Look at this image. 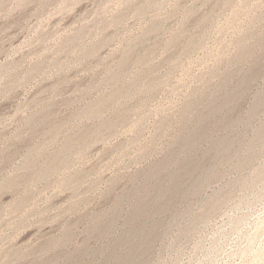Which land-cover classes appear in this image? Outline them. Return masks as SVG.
Returning a JSON list of instances; mask_svg holds the SVG:
<instances>
[{"label":"rangeland","instance_id":"rangeland-1","mask_svg":"<svg viewBox=\"0 0 264 264\" xmlns=\"http://www.w3.org/2000/svg\"><path fill=\"white\" fill-rule=\"evenodd\" d=\"M0 264H264V0H0Z\"/></svg>","mask_w":264,"mask_h":264}]
</instances>
